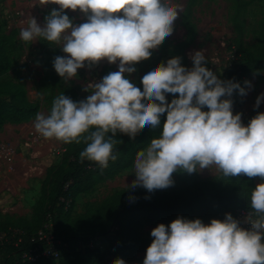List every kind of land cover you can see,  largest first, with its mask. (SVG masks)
<instances>
[{"label": "clouds", "instance_id": "obj_1", "mask_svg": "<svg viewBox=\"0 0 264 264\" xmlns=\"http://www.w3.org/2000/svg\"><path fill=\"white\" fill-rule=\"evenodd\" d=\"M58 4L42 26L32 16L20 31L25 42L43 37L62 42L69 55L56 56L55 71L70 79L78 69L107 59L118 67L92 84L91 94L74 101L60 94L48 114L37 113L34 127L45 138L65 143H86L80 152L100 167L116 156L113 141L118 129L130 135L144 125L162 132L139 150L134 159L136 178L129 188L142 186L149 192L174 184L173 173L191 174L215 165L225 176L264 178V112L247 124L235 112L232 96L238 90L245 96L253 87L234 79H221L207 66L203 49L191 56L193 66L174 56L145 69L138 82L128 73L136 61L148 56L166 36L174 32V22L182 11L174 0H42ZM66 9L83 12L87 19L76 24ZM179 94L168 102L167 94ZM264 93L256 99V108ZM207 109V110H205ZM166 120L161 123V116ZM111 133V135H108ZM148 198V197H146ZM130 200L135 197H129ZM251 207L257 219L241 221L232 213L223 219L179 216L170 224L152 229V243L143 264H264V180L253 189ZM106 264H127L123 258Z\"/></svg>", "mask_w": 264, "mask_h": 264}, {"label": "trees", "instance_id": "obj_2", "mask_svg": "<svg viewBox=\"0 0 264 264\" xmlns=\"http://www.w3.org/2000/svg\"><path fill=\"white\" fill-rule=\"evenodd\" d=\"M233 1L236 38L231 46L233 55L228 61L224 79H234L244 86L247 77L264 70V18L260 24L258 42L252 50L246 46V26L242 20L252 1ZM195 4L196 0H189L185 14L187 18ZM12 38V31L9 34L0 33V78L13 68L8 50ZM51 75L57 90L61 77L54 68ZM239 96L237 90L232 96L233 101ZM40 110L41 104L29 98L24 83L0 81V129L7 124L34 120ZM258 112L256 110L254 116ZM164 120L166 113L161 116V123ZM161 132L162 125L155 129L144 125L135 135L118 129L113 141L116 156L110 157L104 167L87 158L81 160L80 152L86 147L83 140L68 143L60 160L47 169L33 218L0 220V252L4 255L2 264H102L106 254L103 246L97 243L101 238L100 242L109 246L115 258H134L146 255V249L153 241L142 235L141 230L145 226L168 224L179 216L206 219L216 213L223 217L236 210L255 211L250 203L251 193L256 187L255 178L240 174L231 176L228 185L203 179L170 191L156 189L149 192L142 186L123 188L99 206L73 218L79 196L130 169L136 153L145 149L151 139ZM129 197L135 199L130 200ZM40 234H51L59 242L58 258H29L36 256L35 250L48 247L47 239L41 240Z\"/></svg>", "mask_w": 264, "mask_h": 264}, {"label": "rangeland", "instance_id": "obj_3", "mask_svg": "<svg viewBox=\"0 0 264 264\" xmlns=\"http://www.w3.org/2000/svg\"><path fill=\"white\" fill-rule=\"evenodd\" d=\"M251 1L252 5L243 14L242 20L246 26V46L254 50L258 42L260 24L264 18V0ZM174 2L182 8L174 22V32L153 46L150 55L141 57L136 61V68L128 74L142 83L140 75L145 69L161 61L166 63L168 59L174 56L182 57V64L190 69L193 66L191 56L196 50L203 49L208 60L207 66L216 72L221 79H224L228 61L233 55L231 46L234 45L236 38L233 26L234 1L196 0L188 18L185 14L189 0H174ZM59 7L58 4L53 3L43 4L42 0H0V33L9 34L11 31L13 33V38L8 45L13 68L8 74L0 78V81L24 83L29 98L40 103V111L45 114L50 112L54 98L62 93L74 101L86 99L93 90L92 84L100 81L103 76L115 71L118 67V61L109 63L106 58L91 65L85 62V67L78 69V74L75 77L64 78L67 84L62 91L55 89L53 75H51L54 68L53 60L58 55H69L63 52L62 42H49L43 37L25 42L21 39L20 31L28 26L32 16L43 26L45 18L51 10L53 8L59 9ZM65 11L76 24L83 23L87 19L86 15L79 9L75 11L66 9ZM109 64L114 65V70H111ZM60 80L62 81L61 78ZM245 80L251 81L253 87L245 96H239L233 107L234 114L241 112L242 120L247 124L254 117L256 110L264 112V101L261 102L259 108L255 107L257 96L264 93V70L251 74ZM74 90H78V93H71ZM178 95V93L167 94L168 102H171L174 96ZM34 121L35 119L28 122L25 127H18L19 124L7 127L9 132L16 130L15 133H20V135L14 133L13 137L10 135V138L0 135V142H9L16 150L11 161L0 160V194L8 191L9 199L15 200L13 208L10 207L4 213L0 212V220L19 217L33 218L36 203L41 197L40 192L36 199V190L43 185L47 169L60 160L61 153L68 144L55 138L43 137L36 131ZM134 171L133 164L130 169L99 183L91 192L79 196L73 218H77L89 209L99 206L116 191L129 187L136 178ZM205 177L218 179V182L223 185L230 184L232 180L231 176L223 175L215 165L203 170L197 166V172L191 174L182 170L174 172V184L160 190L179 189ZM254 178L256 185L264 180L259 176ZM40 191H42V187ZM35 200H37L36 203H34ZM152 229L153 227H147L143 234L153 240ZM101 239L97 243L104 248L106 257L102 264H106L107 261L116 258L112 255L109 246L100 242ZM145 256L139 255L125 260L127 264H143ZM3 261L4 256L0 255V264Z\"/></svg>", "mask_w": 264, "mask_h": 264}, {"label": "built area", "instance_id": "obj_4", "mask_svg": "<svg viewBox=\"0 0 264 264\" xmlns=\"http://www.w3.org/2000/svg\"><path fill=\"white\" fill-rule=\"evenodd\" d=\"M16 153V150L12 144L9 142H0V160L2 161H11ZM232 215L237 218L241 219L243 221L242 226L246 228H250L251 225L246 222V217H248L250 220H255L258 218L260 214H258L256 211H246V210H236L234 212H230ZM223 217H219V219H223ZM41 235L42 239H47L48 241V247L45 249L35 250L36 256L29 257L30 259H34L37 256H44V257H53L58 258L59 257V246L55 238L50 235ZM26 257V256H25Z\"/></svg>", "mask_w": 264, "mask_h": 264}, {"label": "crops", "instance_id": "obj_5", "mask_svg": "<svg viewBox=\"0 0 264 264\" xmlns=\"http://www.w3.org/2000/svg\"><path fill=\"white\" fill-rule=\"evenodd\" d=\"M109 65H110L111 70L112 69L114 70V68H115L114 65H112V64H109ZM61 79H62V81L60 80V85L57 87V91L59 89H60V91H62L63 87L67 84L66 80L63 77H61ZM76 92L78 93V90L77 91L74 90V92H71V93H74L75 94ZM58 94H60V92H58ZM48 108H49V106H48ZM40 113H41V111H40ZM31 121H33V120H31ZM31 121L23 122V123L19 124L18 127H25L26 125H28V122H31ZM11 126H16V125H14V124H7V125H5L2 129H0V135L1 136L3 135L4 137H9V138H10V135H11V137H13V135H14V133H15L16 130H12V132H9L10 130H7V127H11ZM15 134H17V132ZM17 135H20V133H18ZM203 179H208V180H212V181L218 182V179H215V178H212V177H210V178L209 177L201 178V180H203ZM41 187H39L36 190V195H37L36 199L39 197V194L41 192L40 191V188ZM9 196H10V194L8 193V191L2 192V194H0V212H3V213L4 212H7L10 207H12V208L14 207L15 200H12L11 201L9 199ZM36 202H37V200L34 201V203H36ZM212 218H219V213L213 214L212 216H210V217H208L206 219H202V220L205 223H210V221H211ZM239 220L241 221V224H242L243 221L241 219H239ZM170 223H168V224H170ZM147 227H153V228H155V226H150V225L143 227L142 230H141L143 236H144L143 231ZM144 237H146V236H144ZM146 238H150V237H146ZM0 255H3V254L0 253Z\"/></svg>", "mask_w": 264, "mask_h": 264}]
</instances>
